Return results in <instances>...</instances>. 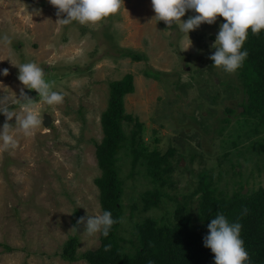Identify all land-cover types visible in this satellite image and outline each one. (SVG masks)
I'll use <instances>...</instances> for the list:
<instances>
[{"label":"rangeland","instance_id":"rangeland-1","mask_svg":"<svg viewBox=\"0 0 264 264\" xmlns=\"http://www.w3.org/2000/svg\"><path fill=\"white\" fill-rule=\"evenodd\" d=\"M56 11L48 0H0V37L7 34L12 41L5 45L0 40V97L9 96L13 110L21 114L17 98L24 86L12 63L28 62L40 66L46 81L54 82L52 90L64 96L63 103L49 106L36 91L24 88L36 101L42 126L32 136L14 127L16 148L0 149V264H89L83 259L67 261L61 252L71 235L80 239L78 253L100 246L101 234L89 237L83 225L72 229L73 214L77 209L81 217L102 214L95 184L101 173L96 142L103 137L101 117L108 106L110 83L128 73L134 76L135 91L124 97L125 108L143 123L145 141L163 153L175 147L174 165L182 158L181 168L172 176L175 188H168L171 195L191 191L203 170L231 192L238 184L230 183L242 179L234 173V164L253 174L251 186L264 185V161L260 170L249 162L245 150L237 155L236 148L229 147V162L226 149L220 146L226 134L211 133L216 120L226 115V106L243 111L241 90L236 91L239 97L221 92V102L210 101L225 86L220 81L236 79L235 73L214 67L209 59L220 24L225 22L222 17L190 31L192 44L185 51L190 43L187 34L177 24L167 28L163 21L152 19L151 0H124L117 14L95 25H59ZM194 15L189 10L181 19ZM127 49L146 59L125 56ZM149 69L160 71V79L146 76ZM45 115L51 117L49 126L44 125ZM5 121L0 114V129ZM9 123L15 125V117ZM134 128V123L125 126L129 132ZM128 173L123 167L125 214L119 233L126 240L122 243L131 247L136 223L147 216L160 218L168 209L173 212L176 202L167 199L162 208L143 210V193L151 184L145 176ZM245 187L249 189L248 184L244 191Z\"/></svg>","mask_w":264,"mask_h":264},{"label":"trees","instance_id":"trees-1","mask_svg":"<svg viewBox=\"0 0 264 264\" xmlns=\"http://www.w3.org/2000/svg\"><path fill=\"white\" fill-rule=\"evenodd\" d=\"M241 50H246L248 56L235 72L236 79L233 83L220 81L225 86L211 95L210 101L221 102V92L227 97H239L236 91L241 90L244 98L240 104L244 109L226 106V115L216 120L211 133L221 137L226 134V138L220 139V146L226 149V160L231 162L232 148L229 147H233L237 155H243L245 150L249 162L260 168V162L264 161V30L258 35L249 30ZM123 53L136 61L146 59L145 55L131 49ZM160 74L151 69L145 71L146 76L155 79H160ZM133 80V74L128 73L110 83L108 106L101 117L103 137L96 142L101 173L95 178V184L99 189L102 213L110 211L113 219H124L126 181L123 167L129 169L130 177L145 176L151 184L143 193V210L162 208L167 199L176 202V206L173 212L168 209L160 218L147 216L137 222L133 238L129 240L131 247L122 243L126 241L119 233L123 222H118L107 237L100 235L98 248L83 253L77 251L78 235L69 236L61 252L62 258L70 262L83 259L89 264H214V254L204 246V237L211 219L222 213L230 223L238 221L242 225L241 238L250 257L246 264H264V185L251 186L253 174L241 171L239 164H234L239 167L236 169L232 165L234 173L242 179L230 183L238 184L231 192L227 191L228 185L221 188L213 174L203 170L191 191L171 195L168 188H175L172 176L178 167L181 168L182 158L174 165L175 147L169 146L164 153L157 148L151 149L143 136V123L126 111L124 97L135 91ZM200 122L210 127L204 120ZM130 123H134L135 128L129 132L125 126ZM244 184L249 185L246 193ZM80 217V211L75 210V226ZM106 245H111L109 251L104 250Z\"/></svg>","mask_w":264,"mask_h":264},{"label":"clouds","instance_id":"clouds-1","mask_svg":"<svg viewBox=\"0 0 264 264\" xmlns=\"http://www.w3.org/2000/svg\"><path fill=\"white\" fill-rule=\"evenodd\" d=\"M56 11L59 25H69L78 22L81 25H95L104 19L119 12L124 0H48ZM152 10L155 15L152 19L163 21L167 28L177 24L180 30L187 34L196 30L201 24L212 25L217 17H222L224 23L220 24L219 32L212 47L215 49L209 59L214 67L222 68L228 74H234L243 66L248 52L242 51V47L251 30L253 35H258L264 30V0H151ZM193 11L196 15L182 21L187 11ZM64 18H61V17ZM3 44L11 45L12 41L7 34L0 37ZM190 43L185 51L191 46ZM3 61V60H0ZM12 63V62H11ZM18 67V80L24 86L20 89L18 100L21 101V114L13 110V102L7 95L0 97V114L6 117V121L0 129V149L8 151L15 149L17 140L12 134L16 131L25 136H32L42 126V118L36 108V101L29 97L24 88L38 93L44 103L49 106L63 103L64 96L53 91L54 82L45 79L44 70L35 62L22 63ZM9 70L3 69V75L7 76ZM15 117V125L9 123ZM247 210L245 209V212ZM123 220H115L110 211L102 214L80 217L76 226L83 225L84 232L93 237L102 234L104 237L114 224ZM241 223L232 222L223 215L217 213L208 224V234L204 237V246L214 254V264H246L250 257L241 238ZM111 245L105 246L109 251Z\"/></svg>","mask_w":264,"mask_h":264},{"label":"water","instance_id":"water-1","mask_svg":"<svg viewBox=\"0 0 264 264\" xmlns=\"http://www.w3.org/2000/svg\"><path fill=\"white\" fill-rule=\"evenodd\" d=\"M243 109H244V108L242 107V110H243ZM50 123H51V117H50L49 115H45L44 125H45V126H49ZM247 190H248V188L245 187V191H244V193H246Z\"/></svg>","mask_w":264,"mask_h":264}]
</instances>
